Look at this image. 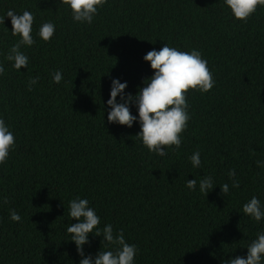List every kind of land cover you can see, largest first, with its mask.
<instances>
[{
	"label": "trees",
	"instance_id": "16d2710c",
	"mask_svg": "<svg viewBox=\"0 0 264 264\" xmlns=\"http://www.w3.org/2000/svg\"><path fill=\"white\" fill-rule=\"evenodd\" d=\"M8 10L35 17V44L21 47L29 58L21 70L6 59L20 39ZM0 18V118L16 139L0 165V264H80L67 232L78 222L69 215L77 197L96 211L99 229L123 230L138 249L135 264H224L247 256L264 232V219L242 211L253 196L264 206V7L243 23L224 0H107L92 24H81L60 0H0ZM44 22L56 28L50 42L39 36ZM166 44L200 51L216 83L208 93L189 90L181 147L162 157L136 137L135 103L129 128L108 122L107 101L114 79L127 83L125 95L146 86L154 70L144 56ZM196 151L199 168L189 159ZM204 176L213 178L207 196L199 191ZM192 179L195 191L186 186ZM102 240L90 234L85 256L114 250Z\"/></svg>",
	"mask_w": 264,
	"mask_h": 264
},
{
	"label": "clouds",
	"instance_id": "9594fccd",
	"mask_svg": "<svg viewBox=\"0 0 264 264\" xmlns=\"http://www.w3.org/2000/svg\"><path fill=\"white\" fill-rule=\"evenodd\" d=\"M236 20L247 23L259 7H264V0H224ZM107 0H60V4L71 9L73 21L78 23L92 24L98 15V10L103 8ZM7 17L11 18L12 35L20 39L9 50L6 59L12 61L16 70L28 68L29 58L21 51L22 46L31 47L35 44L32 36L35 17L25 10L22 14H16L14 10H8ZM4 23V19L0 18ZM56 28L52 22H44L39 29V36L45 42H50L55 34ZM144 60L149 62L154 70V75L146 80V86L139 89L133 96L125 95L127 83H121L119 79L112 81L111 98L107 101L111 111L108 113L109 123L119 124L131 128L137 121V116L131 113L130 105L135 103L139 113V124L141 131L136 135L143 142V145L151 153L159 156H166V149L178 150L182 144V134L188 128L191 119L187 101L189 90L200 93H208L215 86L214 75L208 67V62L202 57V53L193 49L191 52L180 51L168 44L159 51H149ZM4 67L0 64V75L4 74ZM54 83L59 84L63 75L61 71L52 74ZM39 77L29 80V90L36 84ZM120 96L122 103L117 102ZM16 147V139L3 118H0V165L6 164L10 153ZM195 168L201 166L200 152L196 151L190 158ZM258 166L260 161L256 162ZM232 180V187L239 188L235 169L229 173ZM187 188L196 190L197 180H187ZM214 188L213 178L204 176L199 181V191L208 195ZM229 184L221 185L222 194L229 193ZM7 198L4 203H7ZM243 213L256 222L264 219V206L261 201L253 196L244 203ZM69 215L72 220L78 221L67 227L71 234V241L75 242L77 251L82 257L80 264H135L137 247L125 241L123 230L114 235L113 226L106 225L102 230L100 217L96 211L89 206L87 199L79 197L70 201ZM10 219L19 222L21 216L12 210ZM103 237L102 243L114 246V250H100L95 259L91 255L85 256L84 245L89 244V235ZM224 264H264V232L257 234V238L247 246V256H236L231 260L224 261Z\"/></svg>",
	"mask_w": 264,
	"mask_h": 264
}]
</instances>
